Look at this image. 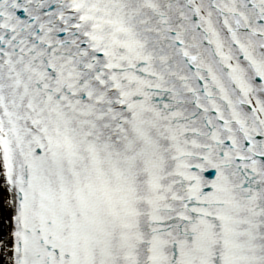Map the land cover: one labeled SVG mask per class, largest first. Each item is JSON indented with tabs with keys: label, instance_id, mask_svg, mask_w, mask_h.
<instances>
[{
	"label": "snow or ice",
	"instance_id": "obj_1",
	"mask_svg": "<svg viewBox=\"0 0 264 264\" xmlns=\"http://www.w3.org/2000/svg\"><path fill=\"white\" fill-rule=\"evenodd\" d=\"M0 264H264V0H0Z\"/></svg>",
	"mask_w": 264,
	"mask_h": 264
}]
</instances>
